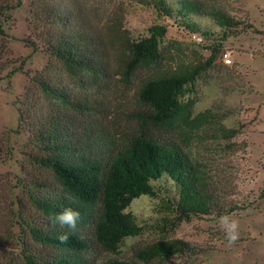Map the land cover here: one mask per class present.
Here are the masks:
<instances>
[{
	"label": "rangeland",
	"instance_id": "obj_1",
	"mask_svg": "<svg viewBox=\"0 0 264 264\" xmlns=\"http://www.w3.org/2000/svg\"><path fill=\"white\" fill-rule=\"evenodd\" d=\"M161 1L156 7L155 0H20L10 13L4 30L11 65L0 76V264H25L27 256L50 260L54 249L37 243L32 231L65 228L42 207L65 195L39 163L46 153L32 138L41 128L38 121L48 122V128L49 121L60 120L80 140L120 147L141 133L147 112L138 99L142 84L155 73L188 71L214 51V63L177 95L173 128L144 126L155 138L177 144L210 183L214 201L236 210L185 220L177 209L178 188L163 176L151 182L153 195L134 199L125 210L141 231L123 239L116 253L97 249L92 219L80 222L75 233L89 244L81 255L88 264H264V0L193 1L225 17L223 27L209 14H182L183 0ZM48 11L60 18L71 13L69 21L101 31L106 41L112 28L140 41L162 27L158 69H138L123 79L112 53L99 75L68 72L46 52L51 34L66 30L51 25ZM192 32L202 38L200 44L189 39ZM226 52L229 66L221 61ZM11 68L20 70L7 78ZM33 78L52 90H41ZM222 216L238 225L234 241ZM160 242L181 243L180 249L169 257L147 251Z\"/></svg>",
	"mask_w": 264,
	"mask_h": 264
},
{
	"label": "trees",
	"instance_id": "obj_2",
	"mask_svg": "<svg viewBox=\"0 0 264 264\" xmlns=\"http://www.w3.org/2000/svg\"><path fill=\"white\" fill-rule=\"evenodd\" d=\"M193 1L196 2L182 1V14H209L219 27L224 26L226 19L219 12L206 11ZM161 2L155 0V6L161 5ZM20 6V0H0V76L11 65L6 58L7 34L4 26L11 20L10 13ZM71 16L70 13L60 18L56 11H48L46 15L52 26L66 28L51 34L52 37L46 40V52L49 58L62 63L68 72L87 71L99 75L103 69L106 70L112 53H117L112 58L118 75L123 79L129 80L138 69L152 72L158 69L160 54L157 41L163 35L162 27L152 28L149 36L140 41L128 40L122 28H112V35L107 33L109 39L106 41L101 31L94 32L85 23L69 21ZM73 26L75 29L70 30ZM215 58L216 51L188 71H163L147 79L138 93L140 103L147 108L142 116L141 133L120 147L107 149L105 144L93 142L90 138L80 140L60 120L49 121L51 126L48 128L45 127L48 122L38 121L36 128H41L32 133V138L46 153L39 163L52 173L65 195L64 200L42 205L45 211L55 218L64 208L71 207L80 212L77 226L87 218L92 219L93 242L98 250L106 254L116 253L123 239L140 234V227L125 210L134 199L153 195L151 182L163 176L178 188L177 209L181 218L189 220L195 215L233 213L236 209L232 205L224 207L214 201L210 183L177 144L155 138L144 126L147 124L151 128L165 130L173 128L180 110L177 95L185 85L206 71ZM19 70L11 68L6 77ZM33 81L43 91L52 90L42 78H33ZM65 235L66 240L62 239ZM32 236L37 243L53 248L56 254L50 260L39 262L27 256L25 264H88L81 255L89 251V244L75 230L65 226L64 229L47 232L32 231ZM180 244L160 242L147 251L169 257L180 249L177 247ZM104 264L126 263L107 260Z\"/></svg>",
	"mask_w": 264,
	"mask_h": 264
},
{
	"label": "clouds",
	"instance_id": "obj_3",
	"mask_svg": "<svg viewBox=\"0 0 264 264\" xmlns=\"http://www.w3.org/2000/svg\"><path fill=\"white\" fill-rule=\"evenodd\" d=\"M80 220V212L74 210L71 207H66L62 211L56 214L54 223L61 227L67 226L69 230L74 231L77 227V222ZM222 224L226 227L227 237L230 241H234L237 238L238 225L236 221L229 222L227 217H221ZM62 239L66 240L67 236H63Z\"/></svg>",
	"mask_w": 264,
	"mask_h": 264
},
{
	"label": "built area",
	"instance_id": "obj_4",
	"mask_svg": "<svg viewBox=\"0 0 264 264\" xmlns=\"http://www.w3.org/2000/svg\"><path fill=\"white\" fill-rule=\"evenodd\" d=\"M189 39H190L193 43H196V44H200V43L202 42V38H201L199 35L195 34V33L190 34V35H189ZM221 61H222L225 65H227V66H229V65L232 64V60H231V58H230V54H229L228 52H226V53H224V54L222 55V57H221Z\"/></svg>",
	"mask_w": 264,
	"mask_h": 264
}]
</instances>
